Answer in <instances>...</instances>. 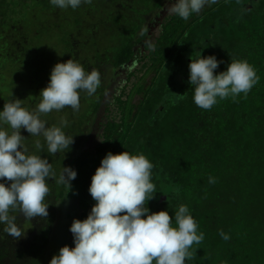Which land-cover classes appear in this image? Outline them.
<instances>
[{
	"label": "trees",
	"instance_id": "16d2710c",
	"mask_svg": "<svg viewBox=\"0 0 264 264\" xmlns=\"http://www.w3.org/2000/svg\"><path fill=\"white\" fill-rule=\"evenodd\" d=\"M166 4L92 0L73 10L49 0H0V83L10 95L12 87L22 102L27 93L40 94L54 65L71 58L101 79L92 96L80 91L78 111L65 107L48 118L47 126L67 118L63 130L74 140L68 151L49 154L40 137V150L26 144L57 177L65 166L77 176L71 188L48 181V216L39 224L29 220L31 230L19 211H10L22 237L0 224V264H43L59 205L78 202L85 219L95 204L91 177L108 152L123 151L143 153L154 165L150 212L167 210L171 217L187 205L204 233L185 264H264V0H217L187 21L164 11ZM199 54L223 61L217 74L231 60H247L260 80L246 96L202 109L188 67Z\"/></svg>",
	"mask_w": 264,
	"mask_h": 264
},
{
	"label": "clouds",
	"instance_id": "9594fccd",
	"mask_svg": "<svg viewBox=\"0 0 264 264\" xmlns=\"http://www.w3.org/2000/svg\"><path fill=\"white\" fill-rule=\"evenodd\" d=\"M49 2L61 9L75 10L82 3L91 4L92 0ZM216 2L168 0L166 10L187 21L193 13ZM190 59L193 100L205 110H210L218 99L235 100L240 93L246 96L260 80L247 60H231L227 70L217 74L215 70L223 61L215 55L199 54ZM100 83L98 70L86 72L82 64L71 58L54 65L34 109L22 106V100L15 98L5 102L0 110V181H4L0 182V224L6 225L4 231L9 236L22 237L16 217L10 211H19L28 220L47 217L48 181L55 179L56 183L71 188V181L77 176L76 170L65 166L57 177L47 158L29 154L21 129L30 136H42L49 154L68 151L74 140L63 130L68 126L67 118L47 126L41 116L65 107L78 111L80 91L92 96ZM35 147L42 148L39 140ZM153 167L143 153L108 152L91 177L89 193L95 204L85 219H73L70 225L75 246L61 247L49 264H185L186 259H191L189 249L203 241L204 233L198 232L187 205L181 204L171 217L167 210L150 212L145 202L148 204L156 193L151 182ZM209 183H215V178L209 177ZM219 235L225 241L230 239L223 230Z\"/></svg>",
	"mask_w": 264,
	"mask_h": 264
},
{
	"label": "rangeland",
	"instance_id": "374dc122",
	"mask_svg": "<svg viewBox=\"0 0 264 264\" xmlns=\"http://www.w3.org/2000/svg\"><path fill=\"white\" fill-rule=\"evenodd\" d=\"M166 7H167V4L164 8V11H166ZM11 77L12 76H10V73H9L5 79V83L10 84L9 82L11 81ZM119 80L120 78L118 79V81L117 80L115 81V85H116V82L118 84ZM23 82L24 83H21L22 87H24V89L29 88L30 81H26V79H24ZM14 90L15 89L12 87L13 94L10 95L9 90L7 89L6 85L0 83V102L2 100V103L0 104V110L3 109L5 102L9 100H13L15 98L19 99V97L13 96L15 93ZM25 96H26L25 97L26 99L24 102H22V106L29 108V109H34L40 101L39 94L32 93V96L34 97L32 96L30 97L29 93H27V95L25 94ZM30 98H33V100H31ZM44 115L47 117L46 122H50L51 119H48V118H50L52 115L56 116L55 110H53L52 112L48 114H44ZM21 135H23L26 138L24 141L25 145L27 143H29L30 145H35V142L37 141L35 140V138H38V137H40V139H44L42 136H30V134L23 128L21 129ZM58 210H59L58 213H56L55 215V223H53V221L50 219L51 217L46 220L47 222L52 221L53 225H52V233L49 239L48 252H46L45 254L43 264H49V261L52 258V256L55 254H58L59 249L61 247L65 245L69 247H73L72 245L74 243L73 234L70 232L69 229H70V225L73 222V219H79L80 217V208H79L78 202L74 200H66L59 205ZM24 220H25L24 221L25 229L31 230L30 224H33V223H29L28 219L24 218ZM30 222H34V224L35 223L39 224L40 217H34L30 220Z\"/></svg>",
	"mask_w": 264,
	"mask_h": 264
}]
</instances>
